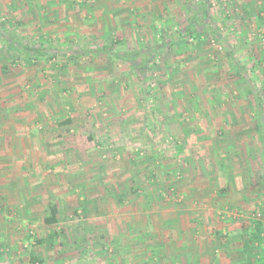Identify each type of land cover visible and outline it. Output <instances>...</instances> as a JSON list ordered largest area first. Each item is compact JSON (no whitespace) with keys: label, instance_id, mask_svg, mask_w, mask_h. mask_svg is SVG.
I'll return each instance as SVG.
<instances>
[{"label":"rangeland","instance_id":"obj_1","mask_svg":"<svg viewBox=\"0 0 264 264\" xmlns=\"http://www.w3.org/2000/svg\"><path fill=\"white\" fill-rule=\"evenodd\" d=\"M44 15L46 28L52 26ZM6 22L24 42L89 52L65 58L50 50L32 62L22 55L12 67L37 106L39 124L24 168L0 176V264H32L33 254L43 264H244L241 223L264 215L261 148L251 130L241 136V129L212 128L217 121L211 116L222 113L207 96L179 98L178 92L200 91L204 76L192 81L196 71L173 64L190 45L206 44L217 55L211 41L222 46L220 39L192 37L153 55L145 73L140 63L131 67L115 54L165 43L176 26L159 29L155 19L147 29H130L126 39L110 29L34 28L12 14ZM263 26L250 29L245 39L252 41L243 42V32L227 37L239 63L251 53L246 46L260 61L262 47L251 34L258 36ZM1 39L0 66L14 59ZM218 54L217 64H226L229 76L228 86L218 85L231 97L228 109L236 110L229 118L248 120L254 97L235 82L231 52ZM205 55L200 57L206 61ZM245 65L252 71V62ZM258 65L264 72V63ZM88 69L97 75L86 77ZM182 71L191 80L187 87L177 80ZM249 76L255 83L250 88L263 92V73ZM203 110L206 116L198 113ZM0 156L13 159L10 143ZM50 202L58 204L61 217L46 226ZM198 218L207 224L196 225Z\"/></svg>","mask_w":264,"mask_h":264},{"label":"crops","instance_id":"obj_2","mask_svg":"<svg viewBox=\"0 0 264 264\" xmlns=\"http://www.w3.org/2000/svg\"><path fill=\"white\" fill-rule=\"evenodd\" d=\"M44 13H46L45 15L47 16H51L50 18L53 22L51 24L52 26L47 28L48 19H42ZM11 14L16 16L20 23H27L34 28H42V26L45 25V29H102L101 33L110 29L121 34H127L126 36L123 35L126 39L129 37L128 32L130 29H147L151 22H155V19H157L159 29H165L167 26L169 28L176 26L175 29H177L178 32L181 29H190L192 27L193 29L199 30L200 36H198L199 34L193 36L199 39H204V34H206V36L209 34L210 36L215 35L220 39L222 43L221 47L225 49V53L228 51L231 52L230 58L232 59L236 71L233 77H237L235 82H241L242 89L246 88L248 90L247 92L254 97L252 98V108L248 109L246 112L249 116L251 115L250 117L252 120L251 118L249 119L248 116V120L241 119L238 123H232L233 121L229 117L230 114H234L236 110L228 109L227 105L230 103L231 100L229 99H231V97L228 96L229 93L225 91L223 84L218 85V83L225 82L229 78L227 73L224 72L226 70V64L222 63V66L221 64H217L218 52V56L215 55L216 53L214 51L208 53L209 50L207 45L205 44L204 46L203 43H201V49L196 45H190L189 49H187L188 54L185 52V55L181 54L180 57L175 58L173 61V64L178 67L182 68L186 65L191 72L196 71V73H190L192 81H194L199 74L204 76V79H201L204 85L201 87L200 91L196 93L189 92V95L178 92L179 98L195 95H199L200 97L207 96L210 99V105H216L221 108L222 113L217 119L211 116V121L218 122H216L214 126L213 123L211 124V122L208 121L209 119L206 120L205 122L209 124L208 126H213L212 128L214 129H241V136L250 134L249 132L243 133V131H253V135L257 140L256 145L261 148L262 158H264V145L261 143L258 132L261 130L264 131V91L259 92L255 91L254 88L251 89V85H255V83L251 81L249 76V74L254 71L258 74L263 73L264 77V72L258 67V62L264 63L263 49L260 50L261 58L259 61L256 57L257 54H253L255 52L249 49V46H246L245 49L249 50L251 53L247 52L249 56L242 59L241 63H239L235 57L238 55L234 54L235 49H231L234 48V45H231L227 41V37L241 35V32L244 33L241 38L243 42L244 40L252 41L251 36L247 40L245 38L248 37V33H250L249 31L253 25H261L264 23V0L263 3H260L259 0H0V29H5L0 31V37L9 29L6 18L8 19ZM4 15L6 17H4ZM179 24H183V26L181 27ZM178 26L180 28H178ZM251 35H254L255 41L259 42L258 36H255L253 33ZM19 38L20 40L23 39L20 36ZM126 39L124 42H126ZM171 39L172 38L159 45L149 46L148 49L140 53H147L146 51L150 49H154L157 54L165 53L167 50L175 49L176 46L183 42L178 41L173 46H170L169 42ZM2 40L4 39L2 38L1 41ZM62 50L68 51L70 49L69 47H64ZM211 50L214 49L211 48ZM71 51L72 50H70V54L76 53H71ZM137 52L129 54H136ZM76 54H78V57H81L82 54L85 55V52ZM86 54L88 55V53ZM128 55L124 53L115 54L117 59L131 67L136 65V63H140L139 61L129 59ZM202 55H205L206 61L201 59L200 56ZM215 56L217 59H215ZM72 58L75 57L72 56ZM140 61L144 62L145 60L143 58ZM248 61L252 62V71H245V62ZM18 63V59L14 58L12 62L3 63L0 66V81H2L0 82V152H4L7 149V144L10 143L14 156L13 159L6 157L1 158L0 156V176L1 174L6 175L4 174L5 171L8 175L10 169L12 170L18 167L22 170V168H24V160L27 158L26 155L33 152L32 145L35 140V129H37L39 124L36 114L37 106L32 103V96H27L24 86L20 84L23 81L22 78L13 73L14 70L12 67ZM227 65H230L229 60H227ZM198 69L200 70L198 71ZM93 72L94 70L90 71V69H88L84 73L85 76L89 78L91 76L93 77V75H97V72ZM146 72L145 70V73ZM181 73H183L184 76H179L177 80L181 85L187 87V83H191L190 78H188L189 75L185 74L184 71ZM164 74L167 76L166 73ZM71 75L73 74L71 73ZM81 76L83 75L81 74ZM144 76H142V80L146 83ZM225 84L228 86V82H225ZM142 89L144 91L145 87H142ZM68 93H70V90ZM254 95H256V97ZM67 108H69V106ZM202 112H204L205 116L208 114L205 110L199 111L198 113ZM213 112L216 113L219 112V110H213ZM239 113L241 115L246 114L244 110L239 111ZM205 118L207 119V117ZM23 146L26 149L24 151V157H22L21 154V147ZM259 202V200H253V203L256 205H260ZM193 222H195L196 225L205 223L202 221V218L195 219ZM228 232L224 231L223 234L227 235ZM244 259L245 256L243 252V260Z\"/></svg>","mask_w":264,"mask_h":264},{"label":"trees","instance_id":"obj_3","mask_svg":"<svg viewBox=\"0 0 264 264\" xmlns=\"http://www.w3.org/2000/svg\"><path fill=\"white\" fill-rule=\"evenodd\" d=\"M195 34H199L198 29H193L192 27L190 29H181L180 31L175 33L169 44L170 46H173L178 41H183L187 43ZM198 36H200V34ZM1 37L4 39V45L6 50H8L12 57L16 59H22L23 55L26 56V60L32 62L33 60H36L39 57H47V55L51 52L57 56L64 55L66 57H78V54L72 53L73 51H71L72 54H70V50L63 51L62 49H53L54 47L50 44L47 46L43 43H41L40 45H36L33 42H24V39L20 40L19 36L15 35L13 31L9 29H7L5 33L1 35ZM88 52H85V54ZM140 52H137L136 54H129L128 58L133 59L134 61H139V65L144 67V69L146 68L147 71L150 58H152V56L157 53L154 51V49H150L149 52L144 54ZM143 58L145 61H140ZM258 99L260 100L259 97ZM70 122L71 121H67L66 124H69ZM258 132L261 143L264 145V131L261 130ZM49 211L50 214L46 215L43 218V223L46 226H53L59 224L61 211L59 209L58 204H56V202H50ZM76 213L78 214L77 210H75V214ZM241 228L242 230H244L241 237L242 248L245 256L244 264H264V222L258 219L257 217H254L249 219L245 223H241ZM219 234L222 235L221 232H219ZM43 242V240L37 241L38 244H42ZM32 257V264H43L42 260L34 254L32 255Z\"/></svg>","mask_w":264,"mask_h":264},{"label":"built area","instance_id":"obj_4","mask_svg":"<svg viewBox=\"0 0 264 264\" xmlns=\"http://www.w3.org/2000/svg\"><path fill=\"white\" fill-rule=\"evenodd\" d=\"M258 38L264 53V26L258 32ZM211 44L216 47L218 52H223V48L221 47V45H218L215 40H212ZM254 217H257L258 219L264 222V215L262 213H257L254 215Z\"/></svg>","mask_w":264,"mask_h":264}]
</instances>
